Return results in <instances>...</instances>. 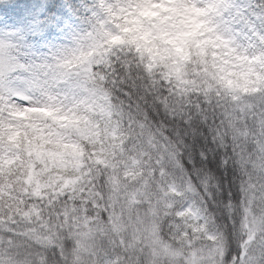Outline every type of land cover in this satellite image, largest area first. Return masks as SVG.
<instances>
[{
	"label": "snow or ice",
	"instance_id": "1",
	"mask_svg": "<svg viewBox=\"0 0 264 264\" xmlns=\"http://www.w3.org/2000/svg\"><path fill=\"white\" fill-rule=\"evenodd\" d=\"M24 11L0 31V264H264V0Z\"/></svg>",
	"mask_w": 264,
	"mask_h": 264
},
{
	"label": "clouds",
	"instance_id": "2",
	"mask_svg": "<svg viewBox=\"0 0 264 264\" xmlns=\"http://www.w3.org/2000/svg\"><path fill=\"white\" fill-rule=\"evenodd\" d=\"M185 40H186L185 36L172 35V36H165V37L156 39L155 41H151L150 43L155 44L159 47L175 48L179 51L183 49ZM140 42L145 43V40L141 38ZM225 80L232 87L243 89L249 86L251 77L248 74L246 69L234 68L226 72Z\"/></svg>",
	"mask_w": 264,
	"mask_h": 264
},
{
	"label": "trees",
	"instance_id": "3",
	"mask_svg": "<svg viewBox=\"0 0 264 264\" xmlns=\"http://www.w3.org/2000/svg\"><path fill=\"white\" fill-rule=\"evenodd\" d=\"M30 2V0H0V31H5V24H11L13 21L17 20L22 15H26L24 11V5ZM35 2V0H31ZM39 3L46 5L48 0H38ZM43 20V15L39 17Z\"/></svg>",
	"mask_w": 264,
	"mask_h": 264
}]
</instances>
